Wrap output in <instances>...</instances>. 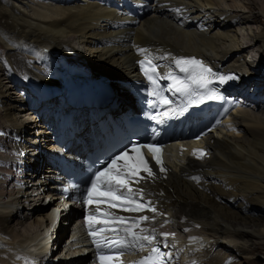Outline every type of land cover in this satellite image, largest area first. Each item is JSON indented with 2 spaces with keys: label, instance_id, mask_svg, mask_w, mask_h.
<instances>
[{
  "label": "bare ground",
  "instance_id": "1",
  "mask_svg": "<svg viewBox=\"0 0 264 264\" xmlns=\"http://www.w3.org/2000/svg\"><path fill=\"white\" fill-rule=\"evenodd\" d=\"M11 1L0 0V30L9 36L6 37L9 44L0 38L2 72L5 59L19 77L34 76L33 63L41 65L40 61L29 57L17 47L19 42L38 49H58L61 65L66 66L71 75H78L74 80H66L69 87L76 86L77 90L83 92L85 85L89 91L92 78L100 73L110 79L118 94L115 98L117 107L108 110L113 116L125 110L130 100L129 93L119 81L135 75L134 59L145 51L167 61L169 66L175 65L172 56L195 53L214 68L220 69L222 65L228 68H247L249 72L261 73L260 77L253 80L264 86L262 0H230L231 5L239 8L222 4L220 0H156L150 4L152 8L148 14L138 10L137 4L141 0H113L114 7L96 1L65 0L59 5L53 3L57 5L54 7L55 14L45 9H35L31 15L23 14ZM27 1L37 3L36 0ZM245 1L260 7L252 13L247 8L249 6L244 5ZM41 7L48 8L47 5ZM255 22H260L262 26L253 33L249 29H252L251 24ZM242 27L248 30L245 34L240 32ZM249 35H253L250 40ZM85 46L89 51L87 57L80 50ZM253 54L258 57L252 60L245 58ZM12 63L16 66H12ZM24 63L29 65L31 73L25 71ZM43 70L51 72L47 67H43ZM5 77V82L9 84L0 78V128L21 131L28 142H37L42 148L52 147L49 130L35 121L34 113L22 105L16 108L20 113H11L14 106L17 107L15 103L22 100L14 89L6 91L12 83ZM237 91L238 88H232L229 92ZM10 93L17 98L10 96ZM21 110L26 111L22 113ZM228 118L230 120L216 131H209L203 137L205 144L202 147L210 152L208 157L198 159L194 155H187L186 150L181 153L175 150L174 156L168 158L166 175L145 183V193L151 195L160 207H166L162 210L170 212L174 217L177 231L187 239L190 247L198 244L200 237L212 238L201 247L202 258L189 257L181 264H241V261H245L242 260V253L247 250L246 238L243 242L233 243L235 237H242L236 234L238 231L227 220L237 219L239 224L245 226L248 224L246 219L258 222V218L264 219V101L258 100L250 108L235 109ZM0 142L5 140L1 139ZM30 145L26 141L15 142L13 145L14 148L30 152L24 156H14L9 147L0 150V242L5 243L6 248L5 251L0 250V264L13 262L16 254L24 256V252L30 248L35 250L43 264H63V259L57 260L53 251L50 252L38 239L39 233L46 226L47 210L42 211L35 220L29 219L27 212L19 210L22 205L29 206L28 201L35 199V195L42 200L50 192L45 187L51 170L47 166L41 175L38 173L45 162L44 154L34 151L35 147ZM3 183L10 185L6 187ZM42 186L38 194H32L33 190ZM159 190H163V194H158ZM171 198L173 200L170 202ZM170 206H175V209L171 211ZM31 208L35 209V206ZM75 213L76 208L70 205L60 214L59 226H55L56 233L51 246H58L69 225L71 235L75 231L79 233V224L76 219H72ZM162 219L165 223L170 221L165 217ZM197 223L199 227L195 225ZM207 225L209 228L205 229ZM217 229L222 232V239L217 238ZM250 232L264 235V223ZM78 241L83 242V237ZM67 247L69 251L72 250L69 245ZM257 249L258 252H264V244H260ZM86 255H81L80 261H71L69 258V262H64L89 264V261H83ZM240 256L242 259L238 261ZM246 262L260 264L256 260L248 259Z\"/></svg>",
  "mask_w": 264,
  "mask_h": 264
},
{
  "label": "snow or ice",
  "instance_id": "2",
  "mask_svg": "<svg viewBox=\"0 0 264 264\" xmlns=\"http://www.w3.org/2000/svg\"><path fill=\"white\" fill-rule=\"evenodd\" d=\"M177 12L180 9H176ZM142 51V50H141ZM142 70L148 79L155 85L157 75L156 66L151 60L140 61ZM175 64L184 77L169 76L172 83L168 87L173 95L180 94L193 99L196 103H202L204 99H220L216 90L212 88L213 81L225 84L228 80L235 79L233 75H219L214 73L202 61L195 58H177ZM154 95L162 104H170L171 101L162 94V91L149 93ZM152 103V101H149ZM173 112L176 110L173 109ZM166 113L165 115H167ZM146 148L151 154L156 165H161L160 171H166L162 166V149L156 144L133 145L129 151L121 152L113 157L106 167L98 169L91 178L90 186L86 189V196L83 198L85 206L95 205V211L85 216V225L91 242L96 249L98 264H121L120 257L125 249H142L147 245H153L156 239L155 229H147L141 225L148 221V216L126 217L117 215L111 209H121L128 213H141L145 209L155 212L156 209L150 202L143 201V190H134L132 183L139 184L141 180L152 178L155 174L149 161L141 149ZM207 153L203 150L194 149L192 155L203 159ZM141 173H146V177ZM193 179H198L193 177ZM106 205L105 208H101ZM198 227V226H197ZM111 233V235H106ZM167 241L173 233H161ZM195 240V238H191ZM167 247V244H165ZM135 264H168V254L162 252L160 247L153 246L151 251Z\"/></svg>",
  "mask_w": 264,
  "mask_h": 264
},
{
  "label": "rangeland",
  "instance_id": "3",
  "mask_svg": "<svg viewBox=\"0 0 264 264\" xmlns=\"http://www.w3.org/2000/svg\"><path fill=\"white\" fill-rule=\"evenodd\" d=\"M13 1V2H12ZM11 1V3L16 7V9H18V10H20L23 14H25V15H31L33 12H35L36 10H44V11H46V12H53V14H55L56 13V10H55V8L54 7H56V6H54L53 5V3H50V2H46V3H42V2H38L37 1V3H30V2H28L27 0H22V1H20V0H12ZM221 2H222V4H228V5H231L230 4V0H220ZM259 1V0H258ZM263 1V4H264V0H262ZM247 4V5H246ZM41 5H47L48 6V8H44V7H41ZM244 5L245 6H249V7H247L248 8V10L250 11V12H252V13H254L255 11H256V9H258V7H260L258 4L257 5H252L250 2H247V1H245L244 2ZM233 8H239L237 5H231ZM36 9V10H35ZM48 9V10H47ZM261 18H263L262 16H261ZM252 26H251V28L252 29H249V31L251 30V31H253V33H255L257 30H259V26H262V24L260 23V22H255V23H252L251 24ZM244 28L245 27H242V29H241V31L240 32H243L244 34L248 31V30H244ZM244 30V31H243ZM6 37H9L8 36V34H6L4 31H1L0 30V38H1V40L3 41V42H5V44H9V43H7V41H8V39H6ZM253 37V35H249V38H248V40H250V38H252ZM86 47L87 46H85V48L82 50L81 48H80V50H81V52L87 57L88 56V54H89V51L86 49ZM10 51H15V50H10ZM25 58H26V56H24ZM5 59V58H4ZM90 59V58H89ZM6 60V59H5ZM10 64V63H9ZM12 66H16V65H14L13 63H12ZM24 68H25V71L26 72H28V73H31V69H30V67H29V65H27V64H25L24 63ZM4 72H2V70H1V68H0V78H3L2 80H3V82L5 83V84H9V82H5L6 80L4 79ZM10 90H12L11 88L10 89H8V90H6V91H10ZM10 96H15V94H11L10 93ZM15 98H17L16 96H15ZM19 99V98H18ZM22 102V101H21ZM21 102H19V103H15L16 105H17V107H15L14 106V110H12L11 111V113L13 114L14 113V115L18 112V113H20V111H18L16 108H19L20 107V103ZM19 106V107H18ZM123 109V108H122ZM26 110H21V112L23 113V112H25ZM19 118V117H18ZM17 118V119H18ZM21 119H23V116L22 117H20V120H18L19 122H21L22 120ZM26 125L28 126L29 124L28 123H26ZM47 167V165H46V163H44V164H42V168L40 169V172H39V170H38V173L41 175L42 174V172L43 171H45L46 168ZM4 183H6V182H4ZM3 183V184H4ZM8 185H10V184H8ZM7 185V186H8ZM4 186H6L5 184H4ZM6 186V187H7ZM11 186H12V184H11ZM44 193V192H43ZM33 194V193H32ZM34 195V194H33ZM36 197H34L35 199H32V200H29L28 201V203H30V207L29 206H24V205H22L21 206V208L19 209V207L20 206H18V209L20 210V211H22V212H27L28 214H29V219L31 218V220H35V218L36 217H39V214L43 211V212H45L46 210H47V208H46V205H42L41 204V197H37V195H35ZM36 198H38V199H36ZM43 200V199H42ZM173 199L171 198L170 199V202L172 201ZM39 203L38 205H34V204H32V203ZM54 203H56V204H58V201H54ZM34 207L35 206V209H33L32 210V208L31 207ZM27 209V210H26ZM175 209V206H170V210L171 211H173ZM65 212V211H64ZM252 213V212H251ZM246 214H250V212H247ZM252 214H254V213H252ZM219 216H221V215H219ZM74 218V215L72 216V219ZM222 218L223 219H225L223 216H222ZM253 219H257V218H253ZM231 220V221H230ZM257 220H259L260 222H258V221H255V220H245L248 224L247 225H242V224H239L238 223V221H237V219H233L232 220V218L231 219H228L227 220V223H230V225H232V227L234 228V229H236L238 232L236 233V234H238V235H240L242 238H236L235 237V239H233L232 240V242L233 243H235V242H243V241H245L244 240V238H246V243H247V250L245 249L244 250V252L242 253V255H244V258L242 259V257L240 256L239 257V259H238V261L240 260V258L242 259V260H245V261H241V264H247V262L246 261H248V259L249 260H256V261H258V262H260V264H264V252H258V249H257V247H260V244H264V235H257V234H255V233H251L250 232V230H256L259 226H260V223H264V219H262V218H258ZM233 221V222H232ZM237 221V222H236ZM236 222V223H235ZM25 223V222H24ZM235 223V224H234ZM59 224V223H58ZM59 226V225H58ZM20 227H24V226H20ZM71 227V225H69L68 226V229L63 233V237L65 236V234L67 235L68 234V230H69V228ZM257 227V228H256ZM209 228V226L207 225L206 226V228L205 229H208ZM218 230V229H217ZM219 231V230H218ZM216 235H218L217 236V238H219V239H222V232L221 231H219ZM242 235H244V237L242 236ZM62 238V237H61ZM256 238V239H255ZM211 238H208V240H210ZM257 239H259V240H257ZM61 240V239H60ZM59 243H60V241H59ZM59 243H58V246H56V248H55V250H54V252H52V253H54V256L56 255V257H57V255L58 254H60L61 253V249L60 248H62L60 245H59ZM256 245V247H254ZM200 248V247H199ZM199 248H197V250L199 249ZM1 252V251H0ZM241 254V253H240ZM258 254V255H257ZM64 255V254H63ZM194 254H190V256H193ZM52 257H53V255H51ZM63 259V258H62ZM62 259H60V260H62ZM89 259V254L88 255H86V257L84 258V260L83 261H87ZM66 262H69V261H67V260H65ZM71 261H77V260H71ZM62 263L63 264H65V262H64V260H62ZM78 264V263H77Z\"/></svg>",
  "mask_w": 264,
  "mask_h": 264
},
{
  "label": "trees",
  "instance_id": "4",
  "mask_svg": "<svg viewBox=\"0 0 264 264\" xmlns=\"http://www.w3.org/2000/svg\"><path fill=\"white\" fill-rule=\"evenodd\" d=\"M86 255V254H85Z\"/></svg>",
  "mask_w": 264,
  "mask_h": 264
}]
</instances>
